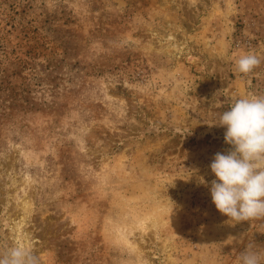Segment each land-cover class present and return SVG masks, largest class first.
<instances>
[{
    "label": "rangeland",
    "instance_id": "obj_1",
    "mask_svg": "<svg viewBox=\"0 0 264 264\" xmlns=\"http://www.w3.org/2000/svg\"><path fill=\"white\" fill-rule=\"evenodd\" d=\"M264 0H0V251L238 264L264 219L212 202L219 115L264 95Z\"/></svg>",
    "mask_w": 264,
    "mask_h": 264
},
{
    "label": "clouds",
    "instance_id": "obj_2",
    "mask_svg": "<svg viewBox=\"0 0 264 264\" xmlns=\"http://www.w3.org/2000/svg\"><path fill=\"white\" fill-rule=\"evenodd\" d=\"M264 61L253 52L235 62L243 75L254 72ZM218 126L226 129L230 145L217 152L210 164L215 179L210 194L216 209L238 223L264 219V95L237 98L219 115ZM0 264H40L38 255L26 246L0 251ZM238 264H264V251L249 244L239 253Z\"/></svg>",
    "mask_w": 264,
    "mask_h": 264
}]
</instances>
